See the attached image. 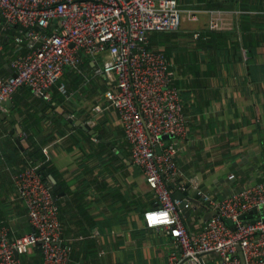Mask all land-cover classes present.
<instances>
[{
  "label": "crops",
  "instance_id": "0c3cea01",
  "mask_svg": "<svg viewBox=\"0 0 264 264\" xmlns=\"http://www.w3.org/2000/svg\"><path fill=\"white\" fill-rule=\"evenodd\" d=\"M177 1L181 8L203 6L198 0ZM248 15L249 19L239 11L227 14L230 30L234 24L238 29L233 31L226 52L219 56L220 50L193 37L209 30L210 17L205 11L199 13L198 21L184 16L178 31L153 33L149 39L151 49L165 53L172 63L174 85L184 104L187 137L169 141L179 150L177 189L186 193L181 210L188 229L195 234L208 221L203 193L223 200L264 182V9ZM240 23L244 24L242 33ZM4 26L1 20L0 33L8 29ZM243 38L248 49L242 48V58L237 56L234 61L231 43ZM21 50L26 48L15 44L12 52L2 46L0 77L12 75L11 62ZM101 62L87 63L86 67L91 71ZM61 86L71 93L69 100L59 91ZM111 86L104 76L83 84L79 75L67 70L52 88L50 101L21 88L7 111L0 110V223L14 232L13 238L33 232L27 207L12 179L28 166L30 151L18 143L24 137L33 150L50 147L49 162L61 194L56 201L62 237L71 251L69 264L180 262L182 254L173 238L165 231L145 227L143 215L157 207V196L143 170L131 161L117 112L106 109L90 126L93 130L104 127L101 143L100 137L71 127L65 118L74 115V122L86 124L94 108L106 104L105 92ZM255 210L249 219L259 214V209ZM37 247L26 254V264H44L43 251L34 261Z\"/></svg>",
  "mask_w": 264,
  "mask_h": 264
},
{
  "label": "built area",
  "instance_id": "2783aa9c",
  "mask_svg": "<svg viewBox=\"0 0 264 264\" xmlns=\"http://www.w3.org/2000/svg\"><path fill=\"white\" fill-rule=\"evenodd\" d=\"M203 11L210 17V31L231 29L229 12L181 8L177 0H0L1 19L6 27H20L16 44L26 48L12 60V75L0 77V110L7 111V102L21 88L50 101L52 88L67 70L79 75L83 84L104 76L112 84L105 92L106 104L95 107L86 124H96L106 109L117 112L131 161L143 170L157 196V207L143 215L145 227L173 238L182 254L174 264H201L200 259L205 264H243L239 253L244 264H264V182L223 200L203 193L201 199L213 215L198 234L188 229L180 208L184 200L174 197L179 188L168 185L181 172L177 144L164 136L185 139L187 117L174 85L173 65L165 53L149 48V39L153 33L178 31L184 16L198 21ZM199 37L200 33L194 35ZM99 60L102 64L89 71L87 63ZM59 91L71 98L64 86ZM42 153L49 162L50 147ZM41 167L42 163L28 164L12 178L33 232L13 238L14 232L0 223V264H23L20 256L38 245L44 264L70 263L60 207L42 179ZM255 209L259 214L249 219ZM150 212L168 213L172 222L150 226Z\"/></svg>",
  "mask_w": 264,
  "mask_h": 264
},
{
  "label": "trees",
  "instance_id": "16d2710c",
  "mask_svg": "<svg viewBox=\"0 0 264 264\" xmlns=\"http://www.w3.org/2000/svg\"><path fill=\"white\" fill-rule=\"evenodd\" d=\"M198 2H199L198 4H203V6H200L199 8H194V9H200L201 7H203L201 8V10H218V11L233 12V13L239 11L242 14V17L243 18L246 17L247 19L251 17L250 15H248L249 12L255 11V13H262L264 9V0H198ZM1 20L2 19L0 17V21ZM240 25H241V33H242L244 30V27H243L244 24L240 23ZM4 27L6 28V26ZM7 28L8 29H5V31H2V33H0V44H2V46L5 48L6 51L11 49L13 52L14 45L16 44V39L21 35L19 33L20 27L10 25V26H7ZM237 29H238L237 24L236 25L234 24V28H232V30H224V31L208 30L206 32H201L200 37L196 41H199V43H201L202 45H205L208 48L220 50L221 51L220 54H217V56H219V55H222V52L223 53L226 52L227 43L228 42L230 43L231 36L234 33L233 31H236ZM245 42L246 40L245 38H243V40H241L240 42L231 43V48L233 51L232 58L234 61L237 60V56L242 58V54H241L242 48L245 47L248 49V44H246ZM149 48H151L150 45H149ZM222 48L223 50H221ZM252 77L253 79L256 78L255 75H253V73H252ZM101 128H104V127H101V125H99L98 127L94 128L96 133L98 134V137H100L99 139L100 143L102 142V139L104 137V131L101 130ZM78 129L82 130L81 128H78ZM28 159H29L28 164L42 163V167L40 168V174L42 176L43 181L46 184L48 183L50 176L57 178V174L54 171L51 165V162L45 161V156L43 155L40 149H35L31 153V157ZM57 194L59 193L57 192ZM57 203L59 202L57 201ZM37 248L38 250H37V254L35 256L34 261H36L39 254L42 253V247L38 245ZM26 257L27 255L20 256V259L23 264H26V261H27Z\"/></svg>",
  "mask_w": 264,
  "mask_h": 264
},
{
  "label": "water",
  "instance_id": "95a60500",
  "mask_svg": "<svg viewBox=\"0 0 264 264\" xmlns=\"http://www.w3.org/2000/svg\"><path fill=\"white\" fill-rule=\"evenodd\" d=\"M7 105L10 106V105H11V101H8V102H7ZM5 116H6V115H5ZM65 118H67V120L72 124L71 127H74V126H76V127H81L83 130H85V131H87V132H90V135H92V136H94V137H97V136H98V134L96 133V131L93 130L88 124H82L80 121H76V122H74V120H73L72 118H69L68 115H65ZM21 131H24V128H21ZM173 138H174V136H172V135H166V136H164V139H166V140H170V139H173ZM18 143H19L21 149H23V150H29V151H30V152H29V156H28V158H30V157H31V153L34 151L33 148H30L29 144L27 143V141L25 140L24 137L21 138V139H19V140H18ZM38 164H39V163H38ZM47 185H48V187L50 188V193H51L52 197H53L55 200L57 199V197L61 196V194H60V195L57 194V192L60 190V187L57 185V182H56V180H55L53 177L50 176ZM168 185H169L172 189H176L177 180L172 179V180L168 183ZM185 195H186V193H182V192H180V191H178V190H176L175 193H174V197H175V199H177V200H184V199H185V198H184ZM185 204H186V201H184V202L182 203V205L180 206V208H183ZM256 213H257V211H256V210H253V211L250 212V215H252V214H256ZM212 215H213L212 213H208V216H206L205 220H210L211 217H212ZM228 224H231V222L228 221ZM239 256H240V258H241V260H242V262H243V264H244V258H243V255H242L241 253H239ZM17 257H19V256L17 255ZM200 262H201V264H205V263L203 262L202 259H200Z\"/></svg>",
  "mask_w": 264,
  "mask_h": 264
},
{
  "label": "clouds",
  "instance_id": "9594fccd",
  "mask_svg": "<svg viewBox=\"0 0 264 264\" xmlns=\"http://www.w3.org/2000/svg\"><path fill=\"white\" fill-rule=\"evenodd\" d=\"M147 220L150 226H156L162 223H171L168 213H147Z\"/></svg>",
  "mask_w": 264,
  "mask_h": 264
}]
</instances>
